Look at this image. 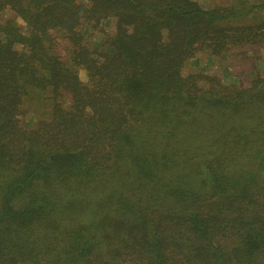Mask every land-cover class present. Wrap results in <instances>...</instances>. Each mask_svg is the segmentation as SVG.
Here are the masks:
<instances>
[{
	"label": "trees",
	"instance_id": "1",
	"mask_svg": "<svg viewBox=\"0 0 264 264\" xmlns=\"http://www.w3.org/2000/svg\"><path fill=\"white\" fill-rule=\"evenodd\" d=\"M240 1L0 0V264H264V75L186 65Z\"/></svg>",
	"mask_w": 264,
	"mask_h": 264
},
{
	"label": "rangeland",
	"instance_id": "2",
	"mask_svg": "<svg viewBox=\"0 0 264 264\" xmlns=\"http://www.w3.org/2000/svg\"><path fill=\"white\" fill-rule=\"evenodd\" d=\"M204 8L225 6L236 3V0H195ZM248 1V0H247ZM238 2H241L238 0ZM101 26L107 28L108 21L102 22ZM84 33L91 41H100L101 33L85 26ZM186 65L195 67L199 71L214 75L224 84H233L239 79L250 80L256 74L264 75V41L259 44L242 46L229 50L221 55H213L199 51L195 56L186 61Z\"/></svg>",
	"mask_w": 264,
	"mask_h": 264
},
{
	"label": "clouds",
	"instance_id": "3",
	"mask_svg": "<svg viewBox=\"0 0 264 264\" xmlns=\"http://www.w3.org/2000/svg\"><path fill=\"white\" fill-rule=\"evenodd\" d=\"M21 23H22V21H21Z\"/></svg>",
	"mask_w": 264,
	"mask_h": 264
}]
</instances>
